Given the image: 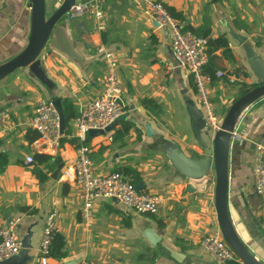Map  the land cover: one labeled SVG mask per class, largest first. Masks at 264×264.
I'll return each instance as SVG.
<instances>
[{
	"label": "crops",
	"instance_id": "1",
	"mask_svg": "<svg viewBox=\"0 0 264 264\" xmlns=\"http://www.w3.org/2000/svg\"><path fill=\"white\" fill-rule=\"evenodd\" d=\"M61 1L45 0L46 13ZM84 1L90 5L86 12L59 22L66 27L81 64L45 46L39 59L46 83L26 67L0 81V152L7 154L0 171V223L14 220L21 242L12 257L17 264H41L37 246L45 216L54 209L64 255L49 256L45 264L80 260L88 264H216L200 246L205 234L218 229L213 172L206 168V149L191 127L187 106L190 101L203 118L206 110L199 104L191 76L172 56L169 29L159 27L145 13V0ZM152 1L181 13V20L175 18L181 28L199 32L208 28L213 37L226 38L231 57L218 48L211 52V63L236 79L231 83L214 76L207 83L219 125L243 85L256 81L229 30L246 37L264 63V0ZM29 4V0H0V64L28 42ZM100 44L116 56L123 117L110 131L86 133L81 140L72 120L101 90L103 64L96 51ZM39 98L59 99L61 106L64 100L71 103L60 147L52 155L38 149L37 134L28 124ZM146 100L151 101L149 108ZM122 122L129 123L130 129L114 137ZM234 130L240 137L230 141L227 209L237 235L264 264V196L255 193L253 177L254 145L264 143V97L241 113ZM82 143L90 148L94 174L117 171L128 180L137 174V183L144 182L142 191L162 197L157 212L136 213L112 199H98L91 220L84 221L79 211L80 188L59 178ZM36 153L47 157L38 162L33 158ZM28 155L33 163H25Z\"/></svg>",
	"mask_w": 264,
	"mask_h": 264
},
{
	"label": "built area",
	"instance_id": "2",
	"mask_svg": "<svg viewBox=\"0 0 264 264\" xmlns=\"http://www.w3.org/2000/svg\"><path fill=\"white\" fill-rule=\"evenodd\" d=\"M87 1L75 3L67 12V17L72 19L80 17L89 9ZM144 11L159 27H167L170 31V48L177 65L191 76L199 104L206 110L205 121L212 131L218 129L211 102L208 97L207 83L211 77L204 68L208 63L207 44L214 38L211 34L200 36L191 30H182L178 21L172 17L166 7L158 1L145 0ZM98 17L101 12L96 13ZM97 54L103 64V83L98 95L89 100L73 118L72 123L81 140L89 129H104L113 120L120 117L123 112V102L120 98L118 65L114 52L104 44L98 45ZM214 76L226 78L233 83L235 76L218 69ZM29 127L37 134L38 149L48 154H55L60 147L59 116L51 100L39 98L36 100L33 114L29 120ZM233 136L240 137L237 131ZM255 164L253 167L254 191L257 195L264 196V143L256 142ZM25 163H33L31 155L25 157ZM60 179L72 181L80 188V215L89 222L93 214L94 203L98 199L115 198L125 208L136 213L155 214L162 197L138 190L135 184L126 179L119 172L105 175H96L92 172L90 148L85 144L75 147V157L72 163L66 165L59 176ZM214 183V177H213ZM56 211L52 209L44 219L41 237L37 246L38 260L45 264L49 257L52 238L56 233ZM200 246L207 251L216 264H226L238 260L234 252L224 242L219 230L205 234L200 239ZM21 242L16 233V222L8 220L0 223V262L17 254ZM77 264H88L80 260Z\"/></svg>",
	"mask_w": 264,
	"mask_h": 264
},
{
	"label": "water",
	"instance_id": "3",
	"mask_svg": "<svg viewBox=\"0 0 264 264\" xmlns=\"http://www.w3.org/2000/svg\"><path fill=\"white\" fill-rule=\"evenodd\" d=\"M30 1V34L25 47L15 56L0 64V81L16 69L28 68L34 76L46 83L43 71L40 69V53L45 46H49L68 58L75 60L81 64V56L74 49L73 42L69 39L61 20L67 14L68 10L75 3L83 0H62L60 5L51 13H46L45 0H29ZM229 34L233 37L243 54V59L249 71L256 78L255 86L240 95L227 109L225 115L218 125V129L212 131L207 126L203 114L195 108L192 103H188V112L191 116V127L199 141L206 149V168L212 170L214 177L213 188V204L216 214L218 230L228 247L234 252L240 264H263L256 259L240 237L237 235L229 217L227 209L228 199V157L230 141L233 138V131L238 117L241 113L264 97V63L261 56L257 53L254 46L246 39L229 30ZM59 116L60 133L65 129L64 112L59 99L51 101ZM123 116L120 115L113 120L104 129H89L90 135H101L110 131L117 124L118 120ZM148 131V125H146ZM136 189H144V182L139 181L135 185ZM187 189L190 186L187 185ZM118 202L117 199L112 198ZM0 264H17L15 257L0 262Z\"/></svg>",
	"mask_w": 264,
	"mask_h": 264
},
{
	"label": "trees",
	"instance_id": "4",
	"mask_svg": "<svg viewBox=\"0 0 264 264\" xmlns=\"http://www.w3.org/2000/svg\"><path fill=\"white\" fill-rule=\"evenodd\" d=\"M166 9L168 10L169 14L172 17H174V18H176L178 20H181L183 18L182 14L177 12L172 7H166ZM64 17H67V15H65ZM68 19H70V18H68ZM181 29L182 30H187L186 28H181ZM204 29L205 30L202 31V32H199V31L193 30V29H188V30H191L192 32H194L195 34L200 35V36H208L210 34L209 29L208 28H204ZM218 48L222 49V53L224 55H229V57H231L230 48L228 47L227 40H226V38L224 36H218L216 38L214 37V38H212V39H210L208 41V44H207L208 63L205 66L204 70L211 77V80L214 79V73H215V71L218 68V67H216L215 65H213L211 63L212 62L211 52L216 50V49H218ZM253 86H255V84L243 85V87L239 90L237 97H239L240 95H242L243 93H245L246 91L251 89ZM144 103H145V106L147 108H149V105L151 104V101L150 100H146V101H144ZM62 106H63L64 112H65L64 113L65 121H67V119L69 117V114L71 113V110H70L71 103L69 101H67V100H64ZM76 115L77 114L75 113L73 115V117H75ZM130 127H131V125L129 123L122 122L121 131H119V130L115 131L114 137L123 136L125 133L128 132ZM60 141H61V139H60ZM83 144H85V143H83ZM46 157L47 156H45L43 154H38V153L33 155V158L36 161H38V162L46 159ZM34 159H33V161H34ZM6 163H7V154L5 152H0V171L4 168ZM36 173L39 175L38 171H36ZM133 178H134L133 180H130V179L129 180H130L131 183L136 184L137 181L139 180V176L136 174ZM63 245H64L63 237L60 234L55 233L53 238H52L51 244H50L49 256L52 257V258H60V257H62L64 255V252L62 251ZM226 264H240V263H239L238 260H232V261L227 262Z\"/></svg>",
	"mask_w": 264,
	"mask_h": 264
},
{
	"label": "rangeland",
	"instance_id": "5",
	"mask_svg": "<svg viewBox=\"0 0 264 264\" xmlns=\"http://www.w3.org/2000/svg\"><path fill=\"white\" fill-rule=\"evenodd\" d=\"M64 19V18H63Z\"/></svg>",
	"mask_w": 264,
	"mask_h": 264
}]
</instances>
